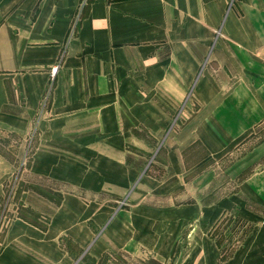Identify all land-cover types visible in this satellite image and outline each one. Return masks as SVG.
I'll return each mask as SVG.
<instances>
[{
    "label": "crops",
    "instance_id": "0c3cea01",
    "mask_svg": "<svg viewBox=\"0 0 264 264\" xmlns=\"http://www.w3.org/2000/svg\"><path fill=\"white\" fill-rule=\"evenodd\" d=\"M263 125L264 0H0V135L32 148L30 176L64 188L57 204L30 195L46 223L0 211V264H87L111 245L161 264H264V231L227 255L211 236L234 198L264 208V168L224 201L215 170ZM136 133L165 134L163 206L117 209L144 176L127 157ZM263 157L264 142L224 183ZM12 174L0 154V200Z\"/></svg>",
    "mask_w": 264,
    "mask_h": 264
},
{
    "label": "rangeland",
    "instance_id": "374dc122",
    "mask_svg": "<svg viewBox=\"0 0 264 264\" xmlns=\"http://www.w3.org/2000/svg\"><path fill=\"white\" fill-rule=\"evenodd\" d=\"M0 154L6 156L12 163L13 174L10 180L2 183V190L4 196L0 200V211L2 216H6L9 219L15 216H22L32 222L46 223L49 219L47 215L41 216L33 213L28 205H34L36 203L33 196L36 194L42 195L44 198L50 200L52 203H59L62 199L63 186L59 183L52 181H45L37 179L35 176H30V161L32 148L28 145L25 149L21 144V139L16 134L0 135ZM165 134L152 136L146 133H136L133 135V141L131 148L128 150L129 160L139 163V173L144 176L141 177V182H137L134 185L133 196L123 197L117 199L113 205L118 208H128L132 205H151V206H163L162 201L164 198L152 193L153 180L160 181L164 177V166L154 164V153L157 151L160 143L162 142ZM135 138V139H134ZM264 142V125L257 131L245 144L236 149L233 153L229 154L223 159L216 167V172L219 174L218 185H221L218 199L221 201L229 200L226 197L232 193H240V188L243 179L248 175L258 172L264 168V157L260 161L259 165H253L247 167L245 173L243 172L236 180L224 183L225 171L229 168L234 161L240 159L247 154L254 147L259 146ZM135 143L137 145H135ZM154 146V149H153ZM163 148V147H162ZM160 152V151H159ZM254 152V151H253ZM201 155H206L205 150L201 151ZM163 157V154L159 156ZM209 158V157H208ZM153 166V167H152ZM158 167V168H157ZM146 169V170H145ZM197 173H205L207 167H196ZM24 174V178L22 175ZM216 174V173H215ZM28 175L27 177H25ZM149 180V183L143 181ZM39 182H36L38 181ZM201 183V181H200ZM30 195H33L30 197ZM26 197H30L26 199ZM33 200V201H32ZM94 200L99 203L100 198L89 197L84 201ZM215 200V198H214ZM231 200V198H230ZM232 203L234 208L230 211H225L217 215L214 220L211 236L214 240L218 241L223 247L225 255L233 252L239 244L252 232L261 233L264 231V208L249 200H245L242 197L233 199ZM224 205H227L226 202ZM8 207L12 210L8 214L5 211ZM7 219V220H9ZM106 226L103 228L105 229ZM103 229H98L95 235L103 232ZM258 229V230H255ZM95 240L93 241V246ZM71 244L69 245V247ZM70 249V248H69ZM71 250V249H70ZM72 251V250H71ZM85 252L79 247H75L74 254L79 259ZM223 253V254H224ZM225 257V256H224ZM87 264H161L159 257L150 251L143 250L139 256H128L121 252V250L115 245H111L109 250L103 254L99 260L90 256L86 258Z\"/></svg>",
    "mask_w": 264,
    "mask_h": 264
},
{
    "label": "built area",
    "instance_id": "2783aa9c",
    "mask_svg": "<svg viewBox=\"0 0 264 264\" xmlns=\"http://www.w3.org/2000/svg\"><path fill=\"white\" fill-rule=\"evenodd\" d=\"M59 70H60V66H56V67H54V68L52 69V71H51V77H52L53 79L57 76Z\"/></svg>",
    "mask_w": 264,
    "mask_h": 264
}]
</instances>
